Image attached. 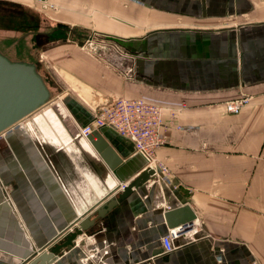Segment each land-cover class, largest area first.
Masks as SVG:
<instances>
[{"label":"crops","instance_id":"crops-1","mask_svg":"<svg viewBox=\"0 0 264 264\" xmlns=\"http://www.w3.org/2000/svg\"><path fill=\"white\" fill-rule=\"evenodd\" d=\"M50 1L57 10L0 0V21H6L0 30L11 37L23 30L20 61L35 65L50 93L22 124L36 118L47 135L52 127L43 109L54 96L70 129L90 124L118 98L177 109L168 142L156 153L170 177L134 188L115 216L83 232L52 264H264V0ZM90 38L115 49L112 63L82 53L79 44ZM128 69L131 76L124 75ZM241 94L250 96L248 104L225 113L223 104ZM169 117L165 111V123ZM98 132L121 159L113 171L90 144L60 146L49 137L36 145L25 127L3 136L0 264H27L54 247L145 170L129 140L108 128ZM135 161L133 174L122 177V167ZM184 205L201 236L181 239L161 256L168 230L163 213Z\"/></svg>","mask_w":264,"mask_h":264},{"label":"water","instance_id":"water-1","mask_svg":"<svg viewBox=\"0 0 264 264\" xmlns=\"http://www.w3.org/2000/svg\"><path fill=\"white\" fill-rule=\"evenodd\" d=\"M49 97V90L34 64L11 61L0 53V133L43 106L49 100ZM86 139L111 171L121 163V159L108 143L103 140L98 131H93ZM153 174L154 171L152 169L143 170L125 185L117 197H108L107 201L98 205L92 215L83 217L76 227L68 231L63 236L62 241L54 247H49L47 251H40L27 264H52L62 249H69L75 246L74 241L83 232L106 220L110 214L115 216V213L112 212H114L118 204L124 201L134 188L141 186ZM163 218L167 228L171 229L194 220L195 215L188 205H184L166 211L163 214ZM107 229L113 231L115 227L111 229L107 227ZM95 241H99V237H95ZM156 252L160 251L156 250Z\"/></svg>","mask_w":264,"mask_h":264},{"label":"built area","instance_id":"built-area-1","mask_svg":"<svg viewBox=\"0 0 264 264\" xmlns=\"http://www.w3.org/2000/svg\"><path fill=\"white\" fill-rule=\"evenodd\" d=\"M32 1L37 3L43 10H57V7L50 0ZM86 40L87 46L85 43H81L79 46L81 48L90 46L89 51L94 52V55L101 60L106 61L108 58L107 54H110L109 56L111 57L109 58H113L112 56L116 53L113 50L112 52L97 51V49L91 47L92 38ZM130 74V69L124 72L125 76H131ZM249 100V95L241 94L233 100L226 101L223 104L224 111L227 114H238L248 104ZM165 111H168L170 115L167 123L163 119ZM176 112L177 109H165L159 105L149 103L142 98H118L97 111L90 124L79 128L78 135L86 139L93 131H99L102 128L111 129L117 135L129 140L133 144L135 151L146 160L145 170L152 169L154 174L151 177H155L156 182L162 183L164 179L170 177V171L167 166L157 159L156 153L159 148L168 142L165 132L169 126L174 125ZM175 128L180 129V126L175 125ZM5 132H2L0 136ZM125 185L121 184L118 188L122 190ZM64 191L66 192L65 189ZM200 236L201 228L196 219L168 229L160 238L162 251L159 255L165 256L173 252L178 247L176 242L181 239L195 241Z\"/></svg>","mask_w":264,"mask_h":264},{"label":"rangeland","instance_id":"rangeland-1","mask_svg":"<svg viewBox=\"0 0 264 264\" xmlns=\"http://www.w3.org/2000/svg\"><path fill=\"white\" fill-rule=\"evenodd\" d=\"M1 24L2 26L4 25V23H6V21L3 20V17L1 18ZM23 30L19 31V33L17 35H12L13 37H11V33H7L4 30H0V53L1 54H5L6 56H8L9 60L11 61H20V60H25V55H26V42L23 43L20 40H17V37H19L22 34ZM24 33V32H23ZM29 37H26V39H28ZM13 39V41H11ZM15 40V41H14ZM87 40H84L83 43L86 44ZM84 44V45H85ZM31 46L30 48V58L31 60H35V47L31 44L28 45ZM87 46V44H86ZM13 47V48H12ZM90 47V46H89ZM89 47L87 48H80V50L82 51V53L86 54V55H90L92 57H97L96 55H94V52L89 51ZM92 48L97 49V51H104V52H112L115 51V49L113 47H111V45L104 43V39L103 38H99L98 39H92ZM12 48V50H11ZM110 54H107L106 56L108 57L105 60H100L104 63H110L111 61H113L116 58V53H114V55L112 56L113 58H109L111 56H109ZM124 60L130 59L128 58L126 55H124L122 57ZM38 59H40L41 61H44V58L42 59V54L40 53L38 56ZM112 63V62H111ZM131 70V74H132V69ZM130 74V75H131ZM53 101L48 104L43 111H41V113H45V115H47L44 119V122L46 123H50V132L45 135L44 133H42L41 129L43 127V123L38 122L36 120V118H34L35 120H33L31 118V124H29L30 122H25L24 124H22L19 121V124L10 127L11 129H13V131H16V129H20V128H24L26 127V129L30 132V134L33 137V141L35 142L36 145H41L42 143H44L45 141H47V139L50 137L52 138V140L55 141L56 145H67L68 143H72L74 145H81L82 138L79 137L78 132L79 129H70L69 126H67V121H68V114L66 112V108L62 105V103H59V97L58 96H54ZM81 104L87 106L89 104L88 101L86 100H80ZM48 115H50V118L48 119ZM70 119V118H69ZM71 121V120H70ZM9 128V130H10ZM32 128V129H31ZM8 130V129H7ZM8 131H4L5 133L2 135L4 136L6 133L9 132ZM58 132H61L60 134V138L58 137ZM2 136H0V141H2Z\"/></svg>","mask_w":264,"mask_h":264},{"label":"bare ground","instance_id":"bare-ground-1","mask_svg":"<svg viewBox=\"0 0 264 264\" xmlns=\"http://www.w3.org/2000/svg\"><path fill=\"white\" fill-rule=\"evenodd\" d=\"M10 15V14H9ZM16 15V14H15ZM46 79V78H45ZM68 120H69V122L71 123V121H70V119L68 118ZM19 122H17L16 124H14L13 126H15V125H17ZM13 126H11V127H13ZM26 128V127H25ZM9 129V128H8ZM32 129V128H31ZM27 130V129H26ZM6 131V130H5ZM28 131V130H27ZM1 134V133H0ZM82 138V137H81ZM84 141H83V145L84 146H86V147H88V148H90V145H89V143L87 142V140L85 139V138H82ZM137 166H138V163H136V161L135 162H132V166H124V167H122V169H121V171H120V173H121V175H122V177H127V176H129L130 174H133V172H134V169H135V167L137 168ZM126 184V183H125ZM128 184V183H127ZM126 184V185H127ZM164 214V213H163Z\"/></svg>","mask_w":264,"mask_h":264}]
</instances>
